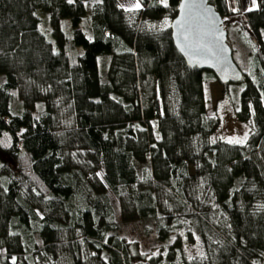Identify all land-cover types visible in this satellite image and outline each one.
<instances>
[{
  "label": "trees",
  "instance_id": "trees-1",
  "mask_svg": "<svg viewBox=\"0 0 264 264\" xmlns=\"http://www.w3.org/2000/svg\"><path fill=\"white\" fill-rule=\"evenodd\" d=\"M179 1L129 12L118 0H0V264H131L110 192L122 222L153 223L164 249L143 264H264V0L244 12L208 0L253 39L235 113L252 131L239 145L211 141L219 121L203 87L217 78L158 29ZM147 156L140 178L132 162ZM178 229L195 232L203 256L187 259Z\"/></svg>",
  "mask_w": 264,
  "mask_h": 264
},
{
  "label": "rangeland",
  "instance_id": "rangeland-1",
  "mask_svg": "<svg viewBox=\"0 0 264 264\" xmlns=\"http://www.w3.org/2000/svg\"><path fill=\"white\" fill-rule=\"evenodd\" d=\"M162 5L165 6L163 0H159ZM241 2L242 11H248L255 7L253 0H239ZM120 5L129 12L135 11L138 8L135 5L137 0H118ZM90 3L87 6V15L80 23V28L84 31L87 37H91L90 34ZM168 6V0H167ZM172 14V13H171ZM174 17V16H173ZM172 15L165 17L159 24L158 29H169L172 21ZM43 22H41V30L45 33L48 32L47 17L43 15ZM223 28L227 34V44L230 46L233 61L239 66L242 73H245L248 69L247 63L249 61V41L253 42L251 33H249L245 23H243L241 16L234 15L233 17L222 18ZM63 29L68 32L71 38L70 21L63 20ZM245 37H248L245 39ZM49 38V36L47 37ZM51 39V37H50ZM52 40V39H51ZM73 52V50H71ZM82 52V49H81ZM109 60L108 55H101L98 57V69L101 78V82L106 81V68ZM4 81V77L0 76V82ZM0 83V84H1ZM151 87H154V82H150ZM204 100L205 111L209 117L217 118L219 126L216 128L214 135L211 138L212 142L223 141L228 143L230 140L240 141V143L233 144H245L249 133L252 131L251 123L244 124L236 119V106L238 85L228 84L224 86L218 82L217 79L208 80L204 83ZM15 108L18 109V104H15ZM136 174L141 178L143 173L150 172V157L147 156L144 164H139L133 161ZM101 176V173H99ZM110 204L114 210L115 220L120 222V236L128 243L129 254L132 256L131 264H143L152 255H156L163 251V246L157 241L156 234L153 228L151 220L142 221H127L122 222V203L113 193H109ZM160 210L162 212H169L173 215H177V212L173 210L172 206L168 202L162 200L160 203ZM181 240L183 242L182 251L187 259L200 258L204 255L202 241L195 234L191 232L192 238L188 239L186 231L177 230ZM173 240V236L169 237L165 241V245H168Z\"/></svg>",
  "mask_w": 264,
  "mask_h": 264
},
{
  "label": "water",
  "instance_id": "water-1",
  "mask_svg": "<svg viewBox=\"0 0 264 264\" xmlns=\"http://www.w3.org/2000/svg\"><path fill=\"white\" fill-rule=\"evenodd\" d=\"M170 23L173 47L189 68L208 70L222 85L243 80L233 61L222 18L208 0H180Z\"/></svg>",
  "mask_w": 264,
  "mask_h": 264
},
{
  "label": "snow or ice",
  "instance_id": "snow-or-ice-1",
  "mask_svg": "<svg viewBox=\"0 0 264 264\" xmlns=\"http://www.w3.org/2000/svg\"><path fill=\"white\" fill-rule=\"evenodd\" d=\"M69 2H71V0H69ZM163 2L165 3V6H167V0H163ZM253 2L255 3V0H253ZM136 8H139L140 7V4L137 3L135 5ZM229 143H240V141H233V140H230Z\"/></svg>",
  "mask_w": 264,
  "mask_h": 264
}]
</instances>
